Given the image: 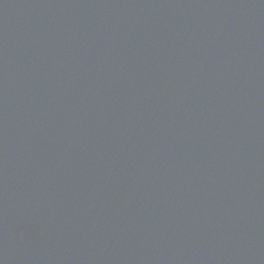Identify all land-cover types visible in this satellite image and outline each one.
Instances as JSON below:
<instances>
[{"label":"water","instance_id":"obj_1","mask_svg":"<svg viewBox=\"0 0 264 264\" xmlns=\"http://www.w3.org/2000/svg\"><path fill=\"white\" fill-rule=\"evenodd\" d=\"M0 264H264V0H0Z\"/></svg>","mask_w":264,"mask_h":264}]
</instances>
